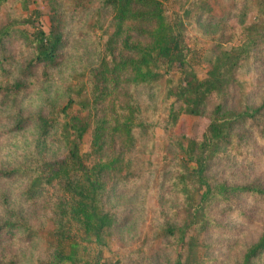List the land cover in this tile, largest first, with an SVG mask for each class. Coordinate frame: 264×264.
Masks as SVG:
<instances>
[{
  "label": "trees",
  "instance_id": "1",
  "mask_svg": "<svg viewBox=\"0 0 264 264\" xmlns=\"http://www.w3.org/2000/svg\"><path fill=\"white\" fill-rule=\"evenodd\" d=\"M9 1L0 0V9ZM82 1L43 0L50 11L46 32L37 27L29 31L24 28L29 22L22 18L0 25V103L17 98L38 72L46 78L58 65L70 42L68 13L79 12ZM170 1L101 0L110 20L97 65L69 87L56 114L8 119L10 131L34 124L39 138L53 134L64 153L55 159L31 156L17 167L0 170V178L23 182L22 195L29 203L46 192L54 214L51 225L42 230L19 221L0 222V247L13 239L37 238L44 248L39 264H109L103 248L127 216L108 206V179L126 193L136 191L131 178L142 173V165L137 166L135 151L150 133L142 104L125 88L159 82L164 84V123L172 131L182 117L202 118L210 100L218 103L199 137L173 135L168 141L177 157L168 165L166 191L179 205L150 220L139 236L141 254L151 255L171 244L170 264H209L216 245L208 239L229 232L225 218L240 213V199L264 208V177L239 184L214 175L222 153L237 150L241 136L249 133L264 146V100L254 108L226 110L223 105L238 87V74L264 62V0H250L252 21L239 30L237 45L215 54L203 79L190 66L195 53L186 38V21L193 13L213 18L227 6L223 0H197L180 14L169 10ZM21 7L27 9V0H21ZM42 15L39 11L35 18ZM15 43L28 52L21 67L7 55ZM245 95L241 92L238 99ZM243 128L249 132L239 131ZM263 258L264 225L236 264H264ZM18 261L15 254L0 256V264Z\"/></svg>",
  "mask_w": 264,
  "mask_h": 264
},
{
  "label": "rangeland",
  "instance_id": "2",
  "mask_svg": "<svg viewBox=\"0 0 264 264\" xmlns=\"http://www.w3.org/2000/svg\"><path fill=\"white\" fill-rule=\"evenodd\" d=\"M196 1L171 0L168 7L169 10L182 14ZM223 1L227 7L221 15L210 18L193 13L186 21V38L195 53L190 66L199 79L205 77L210 62L219 50H228L237 45L239 30L253 19L254 9L250 0ZM80 7L79 12L68 13L70 24L67 33L70 34V42L61 53L58 65L48 70V77L44 78L38 72L31 78L26 92L0 103V170L17 167L31 156L55 159L64 153L63 147L55 141L53 134L39 138L34 124L28 125L22 131L13 132L9 130L8 119L36 115L50 117L56 114L67 98L69 87L81 81L97 65L109 31L110 13L101 6V0H83ZM39 11L43 15L37 19L35 17ZM49 14L43 0H27V9L21 7V0H10L0 9V25L22 18L29 22L24 26L29 31L37 27L46 32L50 27ZM134 37L138 38L136 35ZM27 54L24 46L15 43L7 55L13 56L15 64L21 67ZM15 68H12V72L16 74ZM11 80H15V76ZM125 90L127 94L132 93L142 104L145 118L150 125V133L135 151L137 166L142 165V173L131 178L136 191L133 194L126 193L121 190V184L108 179V186L112 191L107 204L127 216V219L107 239L103 256L108 259L109 264H170L174 258L171 244L163 245L151 255H142L139 236L150 220L161 218L163 211L167 212L179 205L177 198L166 191V183L171 173L168 165H172L177 157L168 141L173 135L183 138L199 137L207 123L205 118L216 107L218 100H210L202 118L182 117L172 131L164 123L166 103L163 99V82L139 89L126 87ZM241 92L246 95L239 100ZM230 96L223 104L226 110L260 105L264 100V62L244 68L238 74V87ZM239 131L249 132L246 128ZM240 139L237 150L222 153L220 162L214 166V175L219 179L229 177L239 184L261 182L260 178L264 177V156L261 155L264 146L249 133ZM184 143L187 144L186 141ZM83 151L87 152L88 146ZM23 188L21 180L0 178V222L19 221L38 230L49 227L54 214L48 194L44 192L29 203L22 195ZM240 200L238 207L243 215L237 213L225 218L229 232L215 234L208 239L216 245L209 256V264H236L241 260L245 249L254 244L262 232L263 206L246 198ZM0 251L3 259L17 255V264H39L44 257L43 245L37 238L31 241H7L1 245Z\"/></svg>",
  "mask_w": 264,
  "mask_h": 264
}]
</instances>
